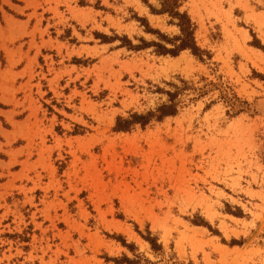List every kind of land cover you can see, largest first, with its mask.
Segmentation results:
<instances>
[{
  "label": "rangeland",
  "instance_id": "obj_1",
  "mask_svg": "<svg viewBox=\"0 0 264 264\" xmlns=\"http://www.w3.org/2000/svg\"><path fill=\"white\" fill-rule=\"evenodd\" d=\"M159 9L0 0V264H264V0H183L205 62L120 48L178 35Z\"/></svg>",
  "mask_w": 264,
  "mask_h": 264
},
{
  "label": "trees",
  "instance_id": "obj_2",
  "mask_svg": "<svg viewBox=\"0 0 264 264\" xmlns=\"http://www.w3.org/2000/svg\"><path fill=\"white\" fill-rule=\"evenodd\" d=\"M160 9L158 11H152L153 13L161 16H167L170 21L169 25L174 26L178 30V35L173 37H168L161 34L158 31L149 30L146 28V32L153 34L157 38V42H145L140 40L141 45L133 46L130 41L126 38L123 39V43L120 45V48L125 47L129 51H143L146 49L152 48V53L156 56H170L177 57L182 52H189L193 57L198 59L200 62H205V60H210V55L206 51L201 50L196 42L195 33L196 25L191 21L190 17L186 12H180L183 0H156ZM145 22V21H144ZM264 51V48H261ZM206 58V59H204ZM181 86H176L174 84H167L169 87L173 88V91H163L157 90L160 95L165 96V101L159 104L154 110H151L145 114L132 113L128 118H118L116 125L113 129L114 132H128L136 126L145 128L151 122H161L165 118L174 117L178 113L179 107V97L189 88L188 84L185 81L180 80ZM226 99V103L233 110L238 103H241L239 99L232 95L228 97V93L222 95ZM243 105L247 103L242 102ZM242 111H237L241 113ZM141 238L147 242L151 250L155 253L162 251V246L158 244L157 239L151 237V234L147 232V236H141ZM121 245L124 248L129 249L132 253L133 246H129L125 243L124 240H120ZM107 262L112 261L113 264H142V258L140 256H134L133 259H129L123 256L121 259H107Z\"/></svg>",
  "mask_w": 264,
  "mask_h": 264
}]
</instances>
